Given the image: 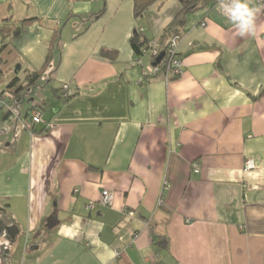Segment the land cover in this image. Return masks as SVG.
<instances>
[{
    "label": "crops",
    "instance_id": "0c3cea01",
    "mask_svg": "<svg viewBox=\"0 0 264 264\" xmlns=\"http://www.w3.org/2000/svg\"><path fill=\"white\" fill-rule=\"evenodd\" d=\"M248 2L255 35L210 0L187 16L182 72L144 81L130 38L157 39L177 0L137 19L133 0H0V26L35 18L0 95L58 36L36 86L0 108V264H264V0ZM34 110L44 122L23 128Z\"/></svg>",
    "mask_w": 264,
    "mask_h": 264
},
{
    "label": "trees",
    "instance_id": "16d2710c",
    "mask_svg": "<svg viewBox=\"0 0 264 264\" xmlns=\"http://www.w3.org/2000/svg\"><path fill=\"white\" fill-rule=\"evenodd\" d=\"M158 0H133V14L134 17L141 18L146 10L156 3ZM180 4V9L178 12L173 16L171 21L165 26L163 29L161 35L157 38V41L159 43V54L163 53L162 58L157 62L156 66L158 68V72L155 75H148L143 74V80L148 81L155 78H165L167 73H169V66H170V59L171 55L167 51V42L172 36L178 37L180 40L183 32L184 27L186 24V19L188 14L196 11L197 9L201 8L202 6L208 4L210 0H177ZM103 12V9L100 11V13ZM35 18H26L20 20L18 23L14 22H5L0 26V36L2 39V44L0 45V79L4 75L5 68L9 61L13 59L12 55L10 54V40L14 38H18L22 35L23 29L26 25L31 23ZM152 39H148L144 32L142 30H135L130 38V45L133 50V55L135 59H139L143 56L149 57V63L153 64L155 62V59L157 56H151L149 54L144 55L143 50L149 48V43ZM58 41V36L53 35L52 39L49 43L48 52L45 58V61L43 65L37 69V70H25V76H24V83L18 85L12 92H10V95H13L14 97H20L21 93L27 90L32 89L34 86H36V81L47 71V68L50 64L51 58H52V51L55 47L56 43ZM12 51V50H11ZM178 56V54H176ZM17 66V65H16ZM16 66L14 68V72L16 69ZM17 73V72H16ZM174 75L169 74L167 76V79H173ZM18 83V77L14 76L7 84L8 88H11L15 86ZM264 94V86L261 88V91L259 93ZM63 99L67 100L71 94L68 92H63L61 89V95Z\"/></svg>",
    "mask_w": 264,
    "mask_h": 264
},
{
    "label": "built area",
    "instance_id": "2783aa9c",
    "mask_svg": "<svg viewBox=\"0 0 264 264\" xmlns=\"http://www.w3.org/2000/svg\"><path fill=\"white\" fill-rule=\"evenodd\" d=\"M214 2H217L218 5H220V0H214ZM202 26H204V23H201ZM179 43V39L176 36H172L168 42H167V51L170 53L171 55V59H170V66H169V73H167V75L165 76V79H167V76H169V74H172L174 76L179 75L182 72V61L181 58L179 56H177V46ZM144 55H151V56H157L159 54V43L157 41V39H152L149 43V48L148 49H144L143 50ZM138 63H141V58L136 59ZM144 72L145 74L148 75H155L158 72V68L156 66V64H151L148 63L145 68H144ZM62 90L65 93L68 90V85L67 84H63L62 85ZM7 96H10V93H8ZM6 95H0V108L6 107L7 103H6ZM40 122H44L42 120L41 117V113L37 110H34L30 116L29 120H24L21 121V126L25 129L31 130L33 125L36 123H40ZM51 124L47 123L46 127H50ZM254 167V163L252 160H246L244 162V167L243 170L247 171L250 170L251 168ZM112 200H113V194L111 192H109L108 190H103L101 192V196L98 200V202H100L102 205L105 206H109L112 204ZM95 201H89L86 205V208L88 210H91L94 208L95 206ZM116 255H119V252L116 251Z\"/></svg>",
    "mask_w": 264,
    "mask_h": 264
},
{
    "label": "clouds",
    "instance_id": "9594fccd",
    "mask_svg": "<svg viewBox=\"0 0 264 264\" xmlns=\"http://www.w3.org/2000/svg\"><path fill=\"white\" fill-rule=\"evenodd\" d=\"M219 10L234 26L237 36L255 35L258 9L250 6L248 0H220Z\"/></svg>",
    "mask_w": 264,
    "mask_h": 264
},
{
    "label": "water",
    "instance_id": "95a60500",
    "mask_svg": "<svg viewBox=\"0 0 264 264\" xmlns=\"http://www.w3.org/2000/svg\"><path fill=\"white\" fill-rule=\"evenodd\" d=\"M162 56H163V53H160V54L156 57L155 62H154L153 64H154V65L157 64V62L162 58ZM18 69H19V66L17 65L15 71L17 72ZM49 219H50V218H48V221H49ZM47 227H51V226H50V223L47 225Z\"/></svg>",
    "mask_w": 264,
    "mask_h": 264
},
{
    "label": "rangeland",
    "instance_id": "374dc122",
    "mask_svg": "<svg viewBox=\"0 0 264 264\" xmlns=\"http://www.w3.org/2000/svg\"><path fill=\"white\" fill-rule=\"evenodd\" d=\"M23 95H24V93H23ZM28 97H31V96H27V98H28Z\"/></svg>",
    "mask_w": 264,
    "mask_h": 264
}]
</instances>
